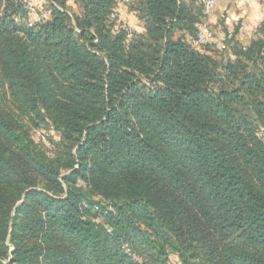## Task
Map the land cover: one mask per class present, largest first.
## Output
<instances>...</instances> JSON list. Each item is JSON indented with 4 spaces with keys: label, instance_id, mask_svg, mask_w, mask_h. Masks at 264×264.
Segmentation results:
<instances>
[{
    "label": "trees",
    "instance_id": "trees-1",
    "mask_svg": "<svg viewBox=\"0 0 264 264\" xmlns=\"http://www.w3.org/2000/svg\"><path fill=\"white\" fill-rule=\"evenodd\" d=\"M197 1L0 0V264H264V21Z\"/></svg>",
    "mask_w": 264,
    "mask_h": 264
},
{
    "label": "built area",
    "instance_id": "built-area-1",
    "mask_svg": "<svg viewBox=\"0 0 264 264\" xmlns=\"http://www.w3.org/2000/svg\"><path fill=\"white\" fill-rule=\"evenodd\" d=\"M23 1L26 5L27 11L35 16L34 19L28 20V26L35 25L36 23L48 19V12L41 6L42 0ZM131 1L132 0H119V4L127 5ZM197 5L200 7L202 18L196 23L194 34L188 35L186 39L190 47L200 53L206 52V46L211 42H214L217 49L221 51L227 50L229 41L235 39L237 35L243 34L247 29L252 31L253 36L258 34V27H253L248 23H240L235 29H222L221 31H214L210 25L209 16L211 15L212 9L216 5V0H198ZM110 18L111 20L120 21L121 25L119 29H126V38L129 40L134 30L130 28L126 21L121 17L118 9L114 10L110 14ZM119 29L116 30V33H118Z\"/></svg>",
    "mask_w": 264,
    "mask_h": 264
},
{
    "label": "crops",
    "instance_id": "crops-1",
    "mask_svg": "<svg viewBox=\"0 0 264 264\" xmlns=\"http://www.w3.org/2000/svg\"><path fill=\"white\" fill-rule=\"evenodd\" d=\"M261 0H216V5L209 16V22L214 31L222 29H235L240 23H248L253 27H259L264 21V3ZM264 2V0H262ZM118 11L122 18H127L126 23L134 31L139 30L141 26L131 27L130 19L134 18L133 13L127 12L126 5L120 4ZM131 17V18H130ZM129 22V23H128ZM253 37L251 30H245L243 34L237 35L236 40L243 44L248 43Z\"/></svg>",
    "mask_w": 264,
    "mask_h": 264
},
{
    "label": "rangeland",
    "instance_id": "rangeland-1",
    "mask_svg": "<svg viewBox=\"0 0 264 264\" xmlns=\"http://www.w3.org/2000/svg\"><path fill=\"white\" fill-rule=\"evenodd\" d=\"M260 2H262V3H264L262 0L260 1ZM131 9H132V5L130 4V5H126V10H127V12H130V13H133L132 11H131ZM131 18V17H130ZM124 20L125 21H128V19L127 18H124ZM130 23H131V27H135V26H137V25H139L140 26V24H139V22H135V19L134 18H131L130 20ZM129 23V22H128ZM215 52H218V53H220V51H215ZM217 53V54H218ZM47 133V132H46ZM49 136H51L52 137V135H54L53 133H50V132H48L47 133ZM55 138L57 137L56 135L54 136Z\"/></svg>",
    "mask_w": 264,
    "mask_h": 264
}]
</instances>
